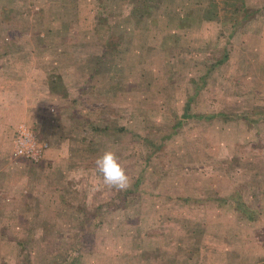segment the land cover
I'll return each instance as SVG.
<instances>
[{
	"label": "rangeland",
	"instance_id": "rangeland-1",
	"mask_svg": "<svg viewBox=\"0 0 264 264\" xmlns=\"http://www.w3.org/2000/svg\"><path fill=\"white\" fill-rule=\"evenodd\" d=\"M208 2L0 0V82H49L55 96L33 104L36 117L56 112L50 136L72 142L54 157L72 184L54 211L0 215V264H222L216 235L236 226L233 207L260 227L264 0L204 19ZM175 12L191 17L177 27ZM122 16L120 51L103 56ZM106 149L131 178L125 191L94 171ZM260 231L249 241L264 251Z\"/></svg>",
	"mask_w": 264,
	"mask_h": 264
},
{
	"label": "crops",
	"instance_id": "crops-1",
	"mask_svg": "<svg viewBox=\"0 0 264 264\" xmlns=\"http://www.w3.org/2000/svg\"><path fill=\"white\" fill-rule=\"evenodd\" d=\"M27 85L30 89L26 92ZM50 85L49 82H0V215L13 213L36 216L45 209L54 211L58 200L56 195L59 198V192L72 188V184L66 186L69 181L66 182L65 180L66 165L57 166V158H54L57 157L60 150L69 151L72 148L70 146L72 142L65 139L62 141L63 137L54 138L50 136L52 135L50 134L52 132L50 127L52 128L56 124V112L52 113L53 122L49 119L50 123L44 124V121H40L38 116L36 117L39 111L33 109V104L38 102L40 97L49 101L51 97L55 96L52 85ZM40 93L44 96H40ZM21 121L32 127L38 139L48 143L42 157L36 162L13 155L15 127ZM25 163L33 168V171L37 173L36 176L26 177L24 174L26 171L20 173L19 170L22 171ZM13 168H16V171ZM258 203V212L263 217L260 218L261 224L256 230H253V224L250 225L248 221H245L246 218H242L241 209L233 207L235 214L239 215L233 222L236 226L233 227L230 234L225 230V233L220 231L216 235L219 240L224 241L225 245L227 244L224 250L225 258H221L220 263L251 264L253 261L260 262L259 259L264 256L263 249H259L258 245L256 246L257 243L249 241L258 233V229L261 230L264 241V196ZM39 223H42V220ZM230 235L235 239L239 237L240 243L237 242L236 245L229 243ZM261 243L263 242L261 241ZM212 259L214 260V262L212 260L213 264H218L214 258ZM77 260L71 256L61 260V263H84L79 259Z\"/></svg>",
	"mask_w": 264,
	"mask_h": 264
},
{
	"label": "trees",
	"instance_id": "trees-1",
	"mask_svg": "<svg viewBox=\"0 0 264 264\" xmlns=\"http://www.w3.org/2000/svg\"><path fill=\"white\" fill-rule=\"evenodd\" d=\"M134 1V0H133ZM231 0H210V2H208V4L206 5V7L204 8V13H203V18L204 19H213V18H217L218 17V13L221 15L220 13V8L217 6L218 5H230L233 4V2H230ZM239 8H241V10H243V6L241 4V7L239 6ZM133 10H136V4L133 5ZM240 10V9H239ZM176 14V15H175ZM174 13H169L167 15V17L171 16L170 18H168L167 20L170 21L172 19L173 16H176V18H178L180 20V23L178 24V22H176L175 24L178 26H184L183 24V20L190 18V15H184V14H177L176 12ZM136 15V14H135ZM132 14V12H130V14L128 15L131 16V18L133 19L135 16ZM127 17V18H128ZM124 16H122L120 19H116L114 22H111V26H110V31L107 34V39L105 40L104 43V48H103V52L102 55H114L115 53L120 51V48L117 47L115 49V46L118 44V42L123 41L124 39V32L122 31L124 28L126 27L128 24H130V20H126L127 18H124ZM130 19V18H129ZM187 25V24H186ZM169 26V23H168ZM129 31H133L132 28L129 29ZM186 116L191 115L190 113H186ZM197 117L201 116V117H208L210 115H205V114H200V115H196Z\"/></svg>",
	"mask_w": 264,
	"mask_h": 264
},
{
	"label": "clouds",
	"instance_id": "clouds-1",
	"mask_svg": "<svg viewBox=\"0 0 264 264\" xmlns=\"http://www.w3.org/2000/svg\"><path fill=\"white\" fill-rule=\"evenodd\" d=\"M35 106V105H34ZM94 171L104 186L125 191L131 186V178L122 166L116 153L106 149L94 160Z\"/></svg>",
	"mask_w": 264,
	"mask_h": 264
},
{
	"label": "built area",
	"instance_id": "built-area-1",
	"mask_svg": "<svg viewBox=\"0 0 264 264\" xmlns=\"http://www.w3.org/2000/svg\"><path fill=\"white\" fill-rule=\"evenodd\" d=\"M47 146V141L38 139L32 127L26 122L21 121L15 127L13 137V154L15 156H23L36 162L42 157Z\"/></svg>",
	"mask_w": 264,
	"mask_h": 264
}]
</instances>
